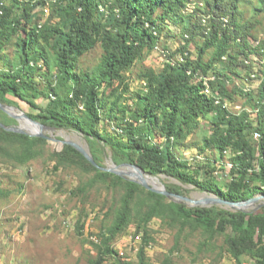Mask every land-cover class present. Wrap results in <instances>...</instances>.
I'll use <instances>...</instances> for the list:
<instances>
[{
    "label": "rangeland",
    "instance_id": "374dc122",
    "mask_svg": "<svg viewBox=\"0 0 264 264\" xmlns=\"http://www.w3.org/2000/svg\"><path fill=\"white\" fill-rule=\"evenodd\" d=\"M37 1L1 0L0 12L9 10L8 25L15 33L1 42L0 75L19 66L15 54L16 40L24 35V30L39 32L47 22L56 24L63 31L69 30L66 20H62L56 11H51L52 0H45L44 4H37ZM205 1L190 0V4L183 5L173 16L163 19L160 17L162 8L158 7L150 16L156 28L155 47L145 49L132 66L120 73V79L105 83L99 89L101 106L97 132L121 146L132 144L128 133L120 130L140 112L139 99L146 91L148 76L160 79L165 65L181 63L185 58L195 61L203 39L196 33L193 38L190 37V32L198 22L201 28L209 24L207 10L203 7ZM232 4L233 0H223L222 7L228 9ZM235 4L238 22L250 27L248 47H232V54L239 59L238 66L227 78L217 75L225 72L224 63H218L202 74L212 54V50H208L202 56V66L196 76L197 80L202 77L208 87V95L220 100L229 113L247 114L252 128L245 133L248 140L245 150L251 153L253 167L238 177L231 174L230 170L237 162L234 151L226 146L223 157H220L212 141L216 131V111L211 112L207 120L199 119L172 144L173 156L181 163L180 170L199 182L212 184L220 192H227L232 182H239L240 178L244 179L243 185L250 188L263 186L259 179L257 151L260 134L255 129L258 127L259 112L257 91L264 71V11H256L257 0H236ZM106 5V2L100 1L97 15L106 14ZM196 5L200 6V11L192 13ZM189 13L194 17H185ZM105 17H101L102 24ZM142 19L146 21L148 16L143 15ZM224 21L227 23L229 19ZM102 53L98 42L87 53L76 57L73 62L75 76L94 72L101 62ZM50 74L52 71L49 73L42 69L34 72L33 81L37 84L39 95L32 100L33 106L12 96L0 98V103L28 116L45 112L54 97L51 90H56L54 82L50 83ZM216 78L222 83V92L209 84ZM70 84L73 87L76 85L75 81H70ZM56 91L66 95L62 90ZM121 108H124L123 111ZM81 109L79 104L71 112L79 114ZM6 119L12 120L8 127L21 126V122L0 110V121ZM133 129L130 136L135 138L139 134V125ZM153 129L154 132L144 136L143 140L149 146L163 145L164 138L158 125H153ZM41 133L57 142L31 136L42 140L27 142L0 130V264H91L99 253H103V239L116 220L126 187L116 177L100 176L98 171L72 152L67 143L86 147L90 154L96 155V163L104 168L112 163L107 147L103 150L95 145L91 149L81 134L70 130L43 129ZM255 134L258 137L255 138ZM27 146L30 155L25 152ZM122 170L125 172L123 179H135L126 168ZM144 177L157 180L164 186L175 185L182 196L194 202L213 196L166 175L145 173ZM138 185L140 188L135 191L130 205V220L110 243L121 262H117L114 255H108L104 264H259L258 256L264 251V245L245 251L235 260L227 242L232 235L230 228L225 232L207 231L172 208L170 199L151 198L146 194L147 190ZM256 196L259 197L257 202L246 210L264 213V198L261 193ZM183 205L188 209L201 207L191 203ZM211 207L233 211L227 206ZM148 214L152 217L146 221ZM137 236L140 241L134 239Z\"/></svg>",
    "mask_w": 264,
    "mask_h": 264
},
{
    "label": "trees",
    "instance_id": "16d2710c",
    "mask_svg": "<svg viewBox=\"0 0 264 264\" xmlns=\"http://www.w3.org/2000/svg\"><path fill=\"white\" fill-rule=\"evenodd\" d=\"M51 11L66 20L69 30L63 31L56 24L49 22L36 30H24V35L16 40L15 54L19 66L11 72L0 75V98L12 96L28 105L33 106V101L39 95L37 84L33 81L34 72L39 69L50 74V83L54 82L56 90L66 92L63 96L52 88L54 94L50 107L37 115L29 117L47 127L48 129H65L81 134L89 143L91 149L99 145L103 150L107 147L111 152L114 164H132L140 167L151 176L166 175L181 183L191 184L202 192L215 194L223 200L230 202H243L254 197L255 194L264 195V71L263 79L257 91V107L259 109L258 127L255 129L260 134L257 143L259 179L262 187L250 188L243 185V178L239 182L233 181L227 192H220L217 187L208 182H199L187 176L180 170L181 163L175 160L172 153L174 141L196 125L199 119L208 118L216 111V131L212 138L215 148L224 155V148L229 146L236 155V163L230 170L235 177L246 174L252 166L251 153L246 152L248 140L245 135L252 128V123L247 119V114L233 115L216 99L204 93V80H197L198 70L202 66V56L212 50L208 63L202 69V74L212 69L218 63H224V73L217 74L227 78L239 59L232 54V47L247 48L250 27L240 24L237 18L238 9L233 4L225 9L223 0H206L203 7L207 10L209 24L200 27V22L193 25L190 37L199 36L203 39L198 47L195 61L185 58L181 63L167 64L160 76L155 79L148 76L146 91L139 99L140 112L134 120H129L127 126L120 131L126 132L131 145L121 146L97 132L96 127L100 121L101 100L98 96L99 89L105 84L120 79V73L129 68L139 58L145 49L155 47L154 36L155 22L150 18L158 7L162 8L161 19L166 18L190 0H52ZM100 1L107 3L106 14L98 13ZM258 12L264 11V0H257ZM1 3V0H0ZM37 4H44L39 0ZM55 4V5H54ZM1 9V8H0ZM200 6H194L192 13L200 11ZM192 13L185 17L191 19ZM147 15L148 19H142ZM176 14H174L175 16ZM173 16V15H172ZM9 10L0 12V47L3 40L9 39L15 33L8 25ZM26 19L27 16H24ZM228 18L226 23L224 20ZM191 24V22H190ZM189 24V25H190ZM189 32V31H188ZM187 32V33H188ZM100 43L103 53L101 62L94 72L75 76L73 73L74 59L91 50L96 43ZM242 51V50H241ZM243 64L244 62H240ZM217 79V78H216ZM70 81H75L73 87ZM215 83V84H213ZM210 85L220 89L222 83L217 80ZM63 96V97H62ZM220 101V100H219ZM82 105L79 114H73V107ZM124 108H121L123 111ZM12 120L0 121L9 126ZM139 125V134L130 136L133 127ZM153 125H158L159 133L164 138V144L149 146L143 139L153 132ZM24 140L40 141L42 139L30 138L27 135L7 132ZM70 148V147H68ZM26 154L30 155L29 146ZM90 167L98 171L102 177H116L126 187V195L122 200L120 210L113 226L108 230V235L103 239V253H99L91 264H104L108 255L121 262L120 256L114 252L110 243L121 232L130 220V205L134 193L140 186L130 180L103 172L90 164L77 150L70 148ZM97 161L95 154H91ZM97 164V163H96ZM98 165V164H97ZM153 168L152 170H150ZM166 190L181 195L177 186H165ZM146 194L155 199L166 197L151 191ZM170 206L187 218L193 219L207 231L225 232L230 228L232 235L228 237L231 255L238 260L247 250L259 248L264 245V213L228 211L216 207L186 208L183 203L171 202ZM152 214L146 216V221ZM142 253V252H141ZM259 264H264V251L259 254Z\"/></svg>",
    "mask_w": 264,
    "mask_h": 264
},
{
    "label": "water",
    "instance_id": "95a60500",
    "mask_svg": "<svg viewBox=\"0 0 264 264\" xmlns=\"http://www.w3.org/2000/svg\"><path fill=\"white\" fill-rule=\"evenodd\" d=\"M0 110L4 112L7 116L12 118L13 120L21 122V126H18V127H8L0 123V127L3 128L5 131L28 135L31 137L44 138L51 142H57L56 139L43 135L41 133L42 130L48 129V128L32 120L28 115L24 113H17L14 108L4 106L1 103H0ZM23 123H26L30 126H34L36 130L32 131L30 129L23 127L22 126ZM67 144L73 147L75 150H77L90 164H92L94 167H96L97 169L103 172L111 173L119 177H124L125 172L122 170V168H126L129 171V175L135 178V179H129L130 181L140 184L146 190L162 195L170 199L174 203H191V204H194V206H201V207H211L213 205H221V206H227L231 208L233 211L248 212L246 209L249 208L253 203L257 202V200L259 199V197L256 196V197H253L243 202H230L227 200H223L219 198L218 196H216L215 194H213V196H210V197L208 196V197L202 198L201 200L197 202H194L185 196L167 191L164 185H161V184H159V186L156 185L153 181L154 179L144 177V174H145L144 171L136 165H132V164L115 165L112 162L109 167L104 168L95 163L89 150L86 147L81 146L76 143L68 142ZM261 197L264 198V195H262Z\"/></svg>",
    "mask_w": 264,
    "mask_h": 264
},
{
    "label": "built area",
    "instance_id": "2783aa9c",
    "mask_svg": "<svg viewBox=\"0 0 264 264\" xmlns=\"http://www.w3.org/2000/svg\"><path fill=\"white\" fill-rule=\"evenodd\" d=\"M204 85H205L204 93L208 95V92H209V90H208V87H207V85H206L205 81H204ZM216 103H219V100H216ZM254 137H255V138H256V137H258V134H255V136H254ZM134 239H135V240H139V241H140V237H139V236L135 237ZM151 246H152V245H151V244H149V246H148V247H149V248H151Z\"/></svg>",
    "mask_w": 264,
    "mask_h": 264
},
{
    "label": "bare ground",
    "instance_id": "6f19581e",
    "mask_svg": "<svg viewBox=\"0 0 264 264\" xmlns=\"http://www.w3.org/2000/svg\"><path fill=\"white\" fill-rule=\"evenodd\" d=\"M22 126L25 127V128H27V129H30V130H32V131H33V130H36V128H35L34 126H30V125H28V124H26V123H23ZM153 181H154V183H155L156 185L159 186V183H158L157 180H153Z\"/></svg>",
    "mask_w": 264,
    "mask_h": 264
}]
</instances>
